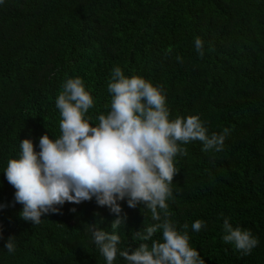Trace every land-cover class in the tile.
Segmentation results:
<instances>
[{"label":"trees","instance_id":"trees-1","mask_svg":"<svg viewBox=\"0 0 264 264\" xmlns=\"http://www.w3.org/2000/svg\"><path fill=\"white\" fill-rule=\"evenodd\" d=\"M197 36L205 41L203 57L194 48ZM115 66L162 87L170 119L198 115L209 134L230 129L221 152H204L199 141L182 145L187 154L174 158L167 218L178 230L188 225L189 245L205 264H264V0H5L0 204L7 206L0 210V264H106L90 232L112 231L116 217L106 207L65 203L62 215L30 224L19 217L22 205L2 172L18 158L21 140L31 139L39 151L41 135H60L55 100L66 79H82L94 98L86 118L98 124L96 117L109 110ZM121 206L126 219L116 229L118 248L134 249L144 242L135 233L158 221L143 206ZM224 217L258 238L249 255L221 240ZM197 219L206 223L198 233L191 230ZM10 236L13 254L4 249ZM114 264L126 262L117 256Z\"/></svg>","mask_w":264,"mask_h":264},{"label":"clouds","instance_id":"clouds-1","mask_svg":"<svg viewBox=\"0 0 264 264\" xmlns=\"http://www.w3.org/2000/svg\"><path fill=\"white\" fill-rule=\"evenodd\" d=\"M4 3L0 0V5ZM194 48L198 56L205 55L201 37L194 38ZM176 59L182 62L180 56ZM107 91L109 110L99 114L98 124L92 126L86 113L93 108L94 98L80 77L66 79L55 100L60 135H41L39 151L31 139L20 141L18 158L9 159L2 172L15 189L14 202L22 205L19 217L38 225L42 217L62 215L65 203L94 200L116 217L111 232L90 229L91 241L106 264H114L117 256L126 264H205L199 251L189 245L188 225L178 230L167 218V201L177 174L174 158L186 155L182 145L192 141L201 142L204 152L223 151L230 129L209 134L198 115L170 119L162 87L141 76H125L119 66L111 71ZM121 202L132 209L143 206L158 221L135 233L144 242L134 249L118 248L116 229L126 219ZM6 206L0 204V210ZM69 211L75 213L76 208ZM160 211L165 213L163 220ZM204 228L206 223L200 219L191 224L193 232ZM158 230L159 241L152 239ZM221 231V240L244 255L259 244L250 229L233 226L229 217L223 218ZM4 249L15 253V236L8 237Z\"/></svg>","mask_w":264,"mask_h":264}]
</instances>
